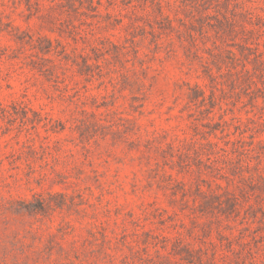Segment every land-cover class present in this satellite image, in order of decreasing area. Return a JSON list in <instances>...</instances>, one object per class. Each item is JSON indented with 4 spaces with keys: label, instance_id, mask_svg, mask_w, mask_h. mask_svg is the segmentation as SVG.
I'll return each mask as SVG.
<instances>
[{
    "label": "rangeland",
    "instance_id": "374dc122",
    "mask_svg": "<svg viewBox=\"0 0 264 264\" xmlns=\"http://www.w3.org/2000/svg\"><path fill=\"white\" fill-rule=\"evenodd\" d=\"M0 264H264V0H0Z\"/></svg>",
    "mask_w": 264,
    "mask_h": 264
}]
</instances>
